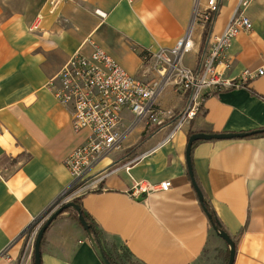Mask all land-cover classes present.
<instances>
[{"label":"crops","instance_id":"1","mask_svg":"<svg viewBox=\"0 0 264 264\" xmlns=\"http://www.w3.org/2000/svg\"><path fill=\"white\" fill-rule=\"evenodd\" d=\"M52 1L0 0V264H35V244L24 232L73 188L65 159L89 135L73 130L71 112L56 99L49 80L72 55H90L95 45L142 77V51L174 47L195 8V0H56L55 6ZM242 1L221 0L207 30L206 44L239 8L252 21V29L240 32L228 50L232 65L226 75L232 78L247 68H264V0ZM38 19L40 28L31 30ZM204 32L196 31L195 64L185 63L189 67L197 65L206 46H201ZM159 102L172 112L187 103L172 86ZM125 118L133 120L128 112ZM165 125H155L159 128L149 137L145 130L152 125L136 126L122 154L129 169L80 191L83 207L107 254L122 245L141 264H227L230 248L201 205L186 150L191 132L264 129V74L209 95L168 141L172 125ZM191 158L199 187L236 242L234 264H264V133L198 141ZM164 182L170 189L162 188ZM138 184L149 191L134 193ZM41 259V264H105L70 212L47 229Z\"/></svg>","mask_w":264,"mask_h":264},{"label":"built area","instance_id":"2","mask_svg":"<svg viewBox=\"0 0 264 264\" xmlns=\"http://www.w3.org/2000/svg\"><path fill=\"white\" fill-rule=\"evenodd\" d=\"M248 2L244 0L240 5H247ZM51 3L55 6L57 1ZM221 5V0H195L192 21L174 47L142 51L145 67L142 77L130 74L102 47L95 45L90 55H72L59 73L49 80L48 87L56 99L71 112L73 130L76 133L89 131L86 141L65 159L66 167L74 176V189L64 201L78 198L83 189L100 187L107 177L121 168L129 169L130 161H125L122 154L128 137L139 124L149 127L164 125L170 120L166 123L167 126L172 125L165 140L168 141L185 122L194 118L209 95L246 86L252 79L264 74V68H247L238 77L226 75L232 65L228 56L232 40L240 32L253 27L252 21L239 11L240 8L226 27L209 39L197 65L189 67L185 64V55L196 47L197 29L205 30L207 25H212ZM40 19L31 30L40 28ZM151 73L153 75L149 76ZM169 86L186 97V106L178 116L163 109L159 102ZM127 112L133 116L128 125L125 118ZM174 118L176 120L171 122ZM105 160L111 164L95 170ZM170 187V182L162 183L163 189ZM149 189L145 184H138L134 193ZM43 222L32 232L29 229L24 232L31 244H35Z\"/></svg>","mask_w":264,"mask_h":264},{"label":"water","instance_id":"3","mask_svg":"<svg viewBox=\"0 0 264 264\" xmlns=\"http://www.w3.org/2000/svg\"><path fill=\"white\" fill-rule=\"evenodd\" d=\"M264 133V129L261 130H256V131H252V132H247V133H206V132H197V133H193L188 141V145H187V150H186V159H187V166H188V172L189 175L191 177V181L192 184L197 192L198 198L201 202V205L204 209V211L206 212V214L208 215V217L211 219V214L206 206L205 203V196L201 190V188L199 187L195 175H194V169H193V165H192V149L193 146L196 142L198 141H202V140H213V139H233V138H244V137H248V136H252L255 134H261ZM72 208L74 209L78 216H79V221L80 224L83 226V228L85 229V231L88 233V235L90 236V238L92 239L94 245L96 246L102 260L104 261L105 264H114L110 258L108 257L106 251L103 249V246L100 242L99 239H97L95 237V235L93 234L94 230H93V226L86 220L83 212H82V208L81 206L76 203L73 200H67L64 201L61 205H59L42 223L37 237H36V241H35V264H41L42 263V259H41V246H42V241L44 238V235L47 231V229L49 228V226L51 225V223L62 213H64L67 209ZM213 228L215 230V232L228 244L229 248H230V255H229V261L227 264H234L235 262V258H236V242L235 240L222 228H220L219 226L212 224Z\"/></svg>","mask_w":264,"mask_h":264},{"label":"trees","instance_id":"4","mask_svg":"<svg viewBox=\"0 0 264 264\" xmlns=\"http://www.w3.org/2000/svg\"><path fill=\"white\" fill-rule=\"evenodd\" d=\"M207 36H208V31H205L204 32V37H206V39H207ZM193 134V132H191L190 133V136ZM263 134V133H262ZM189 136V137H190ZM197 143V142H196ZM197 180V179H196ZM198 182V181H197ZM73 189L74 188H72L71 190H69L68 192H66L64 195H62L53 205H52V207H50L45 213H44V215L40 218V219H38L30 228H29V231H31L33 228H34V226L35 225H37V224H39L41 221H43V220H45L59 205H61L62 203H63V201H64V199L73 191ZM73 201H75L76 203H78L80 206H81V208H82V212H83V214H84V216H85V218H86V220L93 226V230H94V232H93V234L95 235V237L97 238V239H99L100 240V233H99V230L97 229V227H96V224H95V222L93 221V219L89 216V214L85 211V209H84V207H83V204H82V198L81 197H78V198H74L73 199ZM205 203H206V206H207V208H208V210H209V212H210V214H211V219H210V221H211V223L212 224H215V225H217V226H219L220 228H222L223 229V227H222V225H221V223H220V221H219V219H218V217H217V215H216V213H215V211L213 210V208L211 207V205H210V203H209V201H208V199L205 197ZM65 212H70V214H71V216L74 218V219H76L77 221H79V216H78V214H77V212L74 210V209H72V208H69V209H67ZM80 222V221H79ZM108 255V257L110 258V260L115 264L116 262L114 261V259L112 258V256H111V253H108L107 254Z\"/></svg>","mask_w":264,"mask_h":264},{"label":"rangeland","instance_id":"5","mask_svg":"<svg viewBox=\"0 0 264 264\" xmlns=\"http://www.w3.org/2000/svg\"><path fill=\"white\" fill-rule=\"evenodd\" d=\"M209 26H210V24L206 26L205 31L208 30ZM205 45H206V37L203 36L202 45L201 46L203 47ZM184 62L187 65H190V66L194 65L195 64V55H194V53L191 52L189 54H186ZM180 112H174L173 111L172 114L174 116H178ZM169 121L170 120L165 122V124L168 123ZM128 124H129V122H127V125ZM171 124H174V123H171ZM157 128H159V127L155 126V125H152L150 128H147L145 130L146 131V133H145L146 137H149L154 131H156ZM37 226H38V224L35 225L34 228L30 232H32ZM110 253H111L112 258L116 262L115 264H141L139 261L134 259V257H132L130 252L122 245L114 247L113 249H111Z\"/></svg>","mask_w":264,"mask_h":264}]
</instances>
